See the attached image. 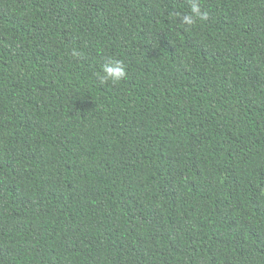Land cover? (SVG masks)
Segmentation results:
<instances>
[{
    "label": "trees",
    "instance_id": "16d2710c",
    "mask_svg": "<svg viewBox=\"0 0 264 264\" xmlns=\"http://www.w3.org/2000/svg\"><path fill=\"white\" fill-rule=\"evenodd\" d=\"M197 2L0 0V264H264V0Z\"/></svg>",
    "mask_w": 264,
    "mask_h": 264
},
{
    "label": "clouds",
    "instance_id": "9594fccd",
    "mask_svg": "<svg viewBox=\"0 0 264 264\" xmlns=\"http://www.w3.org/2000/svg\"><path fill=\"white\" fill-rule=\"evenodd\" d=\"M207 19L206 13H201L197 0H192L190 14L184 15L182 23L186 25H193L196 19ZM73 55L78 56L79 53L73 51ZM126 68L123 61L119 59H109L101 65V70L96 73L97 79L101 83L111 81L118 83L126 77Z\"/></svg>",
    "mask_w": 264,
    "mask_h": 264
}]
</instances>
